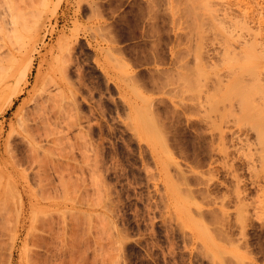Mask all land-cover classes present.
Masks as SVG:
<instances>
[{
    "label": "rangeland",
    "instance_id": "rangeland-1",
    "mask_svg": "<svg viewBox=\"0 0 264 264\" xmlns=\"http://www.w3.org/2000/svg\"><path fill=\"white\" fill-rule=\"evenodd\" d=\"M62 45L77 88L67 122L85 132L41 124L49 149L31 170L12 133L23 164L0 158V204L17 199L11 181L45 169L53 180L43 188L37 174L25 193L38 212L74 211L63 227L78 239L73 264H264V0H0V149ZM66 187L71 202L55 196ZM4 206L1 222L20 211ZM16 219L5 221L0 264L26 262Z\"/></svg>",
    "mask_w": 264,
    "mask_h": 264
},
{
    "label": "bare ground",
    "instance_id": "bare-ground-1",
    "mask_svg": "<svg viewBox=\"0 0 264 264\" xmlns=\"http://www.w3.org/2000/svg\"><path fill=\"white\" fill-rule=\"evenodd\" d=\"M54 53H55V55L54 56L52 55V58H51L50 62L48 63V66L46 67V71L45 72L43 71L45 73L44 76H42V77H40V79L38 78L36 80V84H35L36 85L35 86L36 87L35 88L36 90L34 91V95H33V98H32V101L34 102V105H33L34 106V109H31L32 111H30L29 113L27 112L28 114H26V116L24 114H22V115H24L23 117L20 116L19 126L18 127L16 126V127L12 128V131L8 134L7 142H6L5 146H4V148L3 149H0V158H2V159L5 158V161H10L8 163V165H9L8 167L14 168L17 164H20L21 165L23 163L25 164V163L28 162L27 163L28 164L27 167L28 166H32L35 169L36 166L41 167L42 164H44L43 163V160H44L43 158L44 157L43 156H40L41 155L40 152H43L42 155L45 156L46 155V154H44V153H46L45 150H47L49 148L45 147L44 144L40 143V140H38L37 137L35 136L37 134V132H39L40 129L43 127V126H40L41 124L42 125H45L46 123H50V122L53 121V123L56 126V129L57 130L59 129L58 131H64L66 128L68 130H70L72 126H78L79 129H80L79 130L80 133H84L85 132V131L83 132L84 129L80 126L81 122L72 124L71 126H69L68 125V122H67V120L71 116L72 111L75 110L74 108L76 107V91H77V88H76V86H74V83L70 80L69 73H68L69 67H70V62L72 60V55L70 53V49H69V47L67 45H62ZM29 62H27L29 64L27 70H25V71L23 70L25 68L24 66H23V69L21 71L19 70L20 71L19 72V77H21V75H22V77L24 78V80L26 82L29 81V79H30V76H31V73H32V67H33V63H31V62L29 63ZM13 68H14V71H16L17 65H14ZM22 71H24V72L21 73ZM17 77H18V75H17ZM22 77L19 78V79L21 80ZM3 85H4V83H3ZM86 98H84V99H86ZM87 119L86 120L89 122V120H90L89 117H87ZM88 124L89 123H87V125ZM87 125H85V126H87ZM88 127H90V125H88ZM14 132H15L16 135L20 136L21 140L23 141V143L26 144L25 146H27L26 148L28 149V152H26L27 149L25 150L26 153H29L28 155L25 153L28 157H26V156L22 157V159L27 158V161H25V159H24L23 160L24 161L23 163H21L22 160H21L20 155H19V157H20L19 158L18 157V154H16V152H14V150L11 147L10 137H12L11 135ZM66 156H67L66 158L68 160L69 159H76V155L75 154L74 155H72V154H66ZM59 163H61V162L59 161ZM57 165H58V163H57ZM59 167H60V164H59ZM44 168H45V165L43 166V169ZM54 168H55V170H57V172H58V170L61 171V172L59 171L61 174H59V172H58V174H59L58 179H59V177H60V179H62L64 176H60V175H64L65 174V173H63L64 172L63 167L62 168H58V166H56ZM56 168H58V169H56ZM24 169L26 170V168H24ZM24 169H23V171H24ZM27 169H30L31 170L32 168L31 167H28ZM30 170L28 171L29 173L31 172ZM18 171H19V169H18ZM32 171L33 172H36L34 170H32ZM37 171H40V170H37ZM44 171H45V169H44ZM44 171H42V173L41 172L40 173L37 172V174H38V177H37L38 180H35V181L36 182L42 181V183L41 182L38 183L40 185L41 184L42 185L45 184V182L43 181V179H45V178L42 177V175L45 174ZM10 172L12 174V170ZM28 172H27V174H29ZM0 173L2 174L1 171H0ZM8 173H9V171H8ZM11 174H9V176H11ZM58 174H56V175H58ZM36 175L35 176L33 175V176L36 177ZM48 175H50V174L47 173L45 176H48ZM2 176H3V174L1 175L0 179L2 178ZM34 177H32V176H30V177L29 176H22V177H18L16 179H14L11 182H10L11 179L8 180L10 183H13L14 182V184H10V183L9 184H10V186L12 185V187L14 186L13 188L16 189L15 191H17V193H15L16 196H14L12 198L13 199L12 201H14V199H16V198L17 199L14 201V203H11V205H10V203H8V200L7 201L6 200H3L4 201L3 202L4 204L3 203L0 204V206H1L0 207L1 208V211L0 212L3 211V208L5 207L4 205H8L6 207H10L11 209H14V208L15 209H18L19 208L18 210H20V211L19 212H14L15 215H16V217H15L14 216V213H13V210L7 209L8 210L7 213H10L12 211V214L10 213L11 215H9V216H12V217L10 218V217H8L6 215L8 219L7 218L4 219L6 217V216H4L2 218V222L0 220V249H1L0 250V253H1V251H3V248H1V244L4 243L3 240H5L4 237H3V235H5V238H6L7 237L6 236L7 233L9 232L10 234L9 233L8 234L11 235L12 233L10 231H13V230H10L9 231L10 228L8 229V226H11L13 224V222L10 221L9 219L14 220V218H17L16 219V228H17L16 231L17 232L16 233H13V234H15V236H14V244L16 243L17 238L20 236L21 230H25L26 231V235H27L26 238H25V245L26 246L24 248L25 250L23 251V255H24L23 257H24V259H26L25 264H27V263L28 264H53L54 262H55V264H59L58 261H61V259L63 260V258L65 259V261L67 260V263H68V258H69V260H71V259L73 260L75 256H73L74 252H73V254H71L73 250L71 251V253L68 252L69 254L66 251L67 250L70 251L73 248L74 249H76V248L78 249V246H79L78 245L79 244L78 243V239L75 240L73 238V237H75V234H71V236H73V237H71L70 234H69L71 231L68 233L69 228H67V227H70V226L72 227V225L67 226V224H65V223H67L66 221H68V223L70 224L69 219H68L70 217L73 220L71 218L70 219L72 221H74V216L73 217L71 216L74 213V211L71 210V208L68 209L70 211H67V209L65 211L64 210L65 208H64L63 211L65 212V215H64V212L62 211V209H60V210L58 209V211H60V213H58L57 210L56 211L53 210V212H56V214L55 213H52L51 212L52 210H49L50 213L47 212V210L42 211V212H38L36 210V206L39 204L40 201L35 200L31 194H26L25 193V192H27V186L30 185V182H31L30 179L31 178H34ZM49 177H47V178H49ZM47 178L45 179L47 181L46 183L49 182L48 181L49 179H51L50 181L53 180L52 177H50L49 179H47ZM66 179L67 178H65V180ZM32 180H34V179H32ZM69 180H70V178L67 179L66 181L69 182ZM1 181H2V179H1ZM60 181H62L63 184H65L64 183L65 182L64 179H62ZM45 185H43V188H45L44 187ZM21 186L22 187L24 186L25 189H19V187H21ZM65 186H67V185L65 184ZM15 187H17V188H15ZM38 187H40V189L42 188V186H39V185H38ZM67 188L68 187L65 188L66 190L65 189H62V190L58 189V190H56L55 196H57V195H58L57 197L62 196V199H61V197L59 198L61 200H66L67 198L71 199L72 193H71V195H69V197L67 196V198H66V195H68L67 192L69 191V194H70V191H71V188H68L69 190ZM35 190H36V193H37V190L40 191L39 188L38 189H35ZM43 190H45V189H43ZM59 190L62 191L60 194H59ZM64 190L66 191V193H65ZM57 191H58V193H57ZM38 193H37V195H38ZM41 193H43L42 192V189H41V191L39 193V198L41 197L40 195H42ZM64 195H65V197H64ZM55 196L54 197L51 196V198L55 200V198H56ZM42 197L46 199V197H44V196H42ZM49 197L50 196H47V199L52 200ZM43 198H42V200H45ZM64 198H66V199H64ZM68 200H66L65 202H68ZM52 201L51 202L50 201L48 202L50 204L48 206H52L54 209H56V208H63L61 206L63 205L62 202H64V201H62L61 203H59L57 201H53V202ZM15 202L18 203V208H16L17 205L15 204ZM6 203H8V204H6ZM48 203H45L46 204V207H47V204ZM42 204H44V203H42ZM44 205H42L43 207L42 206L41 207L42 208H45ZM71 205H72V203H71ZM27 207L31 209V213H29L28 215H26V211L28 209ZM15 209H14V211H15ZM39 209H40V207H39ZM4 211H5V209H4ZM67 212H68V214L70 212L69 217L66 214ZM4 213H6V211ZM61 213H63V214H61ZM62 215H64V216H62ZM2 216L3 215H1V217ZM65 216L68 217V218L65 219L66 218ZM1 217H0V219H1ZM6 220L7 221H10L9 223H11V225L10 224L8 225V222L6 224V222H5ZM60 220H62V222H63V224H61V226H62L61 229L67 228V230H68V231L66 230L67 231L66 232L65 229H64L62 231V233L64 235V231H65V233H68L69 234V235L67 234L68 237L62 236L61 235V232H60V227L58 228L59 229L58 230L57 229L58 226H55V224L59 225L61 223ZM72 221H71V224H72ZM14 222H15V220H14ZM3 223H4V225H3ZM5 224H6L7 228L5 227ZM14 226H15V223H14ZM54 226H55V228L58 231L54 228ZM73 226H74V223H73ZM75 227H77V229L76 228H74V229L79 230V228H78L79 226H76L75 225ZM72 229L70 228V230H72ZM55 232L56 233L58 232V234L60 232V235L59 236H58V234L57 235H54V234H56ZM72 232L74 233V230ZM76 233H78V231ZM86 233H88V232H86ZM2 237H3V240H2ZM59 238H60V240H59ZM54 239L55 240L58 239L59 241L57 240L54 243ZM6 240L8 241V238ZM73 241L76 244H74ZM12 244H13V242H11V245ZM2 245L4 246L5 244H2ZM75 245L77 247H75ZM12 247H14V246L12 245ZM14 248L12 249L11 254H13ZM9 250H11V249H9ZM41 250L44 251V253L46 252L45 254H48L49 256L53 254L52 255L53 257L51 256L50 258L47 259L48 260L47 261L46 260L47 255H45L44 253H42ZM64 251L66 252V254L69 255V257L67 255H66V257H64V253L62 255L63 257L61 256L60 253H62ZM74 251H75V254H76L77 253L76 250H74ZM40 252H41V254H40ZM58 253L60 255H57ZM42 254H44L43 257L46 256L43 259L41 258L42 260H44V261L46 260L47 261V262L45 261V263H43V261L41 263L39 262V256L42 257ZM70 254L72 255L73 258H70L71 257ZM55 256H58V257L61 256V258L60 257L58 258L60 260H58V259L55 260V258H54ZM13 257H11V259ZM36 257H37L38 261H37ZM51 258H54V259H52L53 262H51ZM72 260L69 261V264L75 263V261L74 260L72 261ZM65 261H64V263H65ZM64 263H62V264H64ZM67 263H65V264H67Z\"/></svg>",
    "mask_w": 264,
    "mask_h": 264
}]
</instances>
